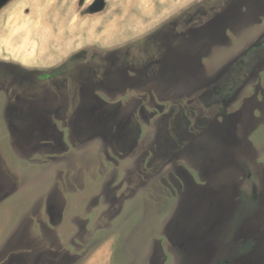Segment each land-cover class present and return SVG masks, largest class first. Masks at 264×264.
I'll return each instance as SVG.
<instances>
[{
  "label": "rangeland",
  "instance_id": "obj_1",
  "mask_svg": "<svg viewBox=\"0 0 264 264\" xmlns=\"http://www.w3.org/2000/svg\"><path fill=\"white\" fill-rule=\"evenodd\" d=\"M172 51L198 72L150 92ZM66 88L63 134L6 109ZM0 264H264V0L0 8Z\"/></svg>",
  "mask_w": 264,
  "mask_h": 264
},
{
  "label": "crops",
  "instance_id": "obj_2",
  "mask_svg": "<svg viewBox=\"0 0 264 264\" xmlns=\"http://www.w3.org/2000/svg\"><path fill=\"white\" fill-rule=\"evenodd\" d=\"M225 22H227V21H225ZM233 22L234 21L232 20L231 25L233 24ZM236 22L238 24H241L240 23L241 20L239 18ZM168 36H169L168 40H169V42H171L170 47H173L172 45L176 46L175 44H172L173 39L175 38V34L172 33V34H169ZM207 38L208 37H206V33H199L197 35H194L192 41H190V40L187 41V44H190V47H191L190 51L183 50L184 51L183 55L185 56L186 53H191L192 51H194L197 48L202 49V47L204 48L206 46V44H208L210 42H212V43L214 42L213 38H211L210 41H206ZM222 41L223 40H221V42ZM185 44H186V42H185ZM177 46H180V45H177ZM203 52H205V51L203 50ZM172 53L177 54V55L176 56H170V55L168 56L167 55L166 58L163 55L161 58H157L156 60L159 63H157V65L154 64V67L155 66H158V67L154 68V70H152V73H150V75H147L148 77L145 78L146 81L144 83L146 85L149 83L151 84V85L149 84L150 85V90H149L150 92H153L154 87H157L156 91L158 93H164L165 90H167L173 84L177 83L180 79L184 78L187 74L194 76L198 72V68L200 65L195 64V63L191 66H188L189 68L186 66L187 68H185V72H183L184 68H182L179 61L176 62L177 56L179 54H182V53L175 52V51H172ZM200 53H202V52H199V54ZM194 58L197 59L196 56H194ZM172 59H173V61H175V63H172V61H169ZM165 61L168 62V65H165ZM63 64L61 63L58 65L61 66ZM58 65L54 66V67H59ZM165 66H168V67L165 68ZM183 66H184V64H183ZM137 72H140V70L138 69ZM150 72H151V70H150ZM84 86L85 85L77 86L78 87L77 90L80 91V95L82 96L80 98L81 104L76 106L79 108L83 107L84 106L83 104H85L84 102L87 101L86 100L87 98L84 96V94L87 93V91L84 89ZM62 88H63V86H62ZM67 88H68V86H67ZM67 88H66L67 91L65 89H62L63 90L62 93L58 94V96H54V94H50V96H48L50 99L47 102L43 100L40 102H36L33 105L23 104V102L15 103V104L10 103L7 105L6 109H12V110L15 109L16 111H14L15 112L14 116L16 117V119L18 118V119H21L22 121H25V119L31 120L30 123H32L33 126L35 125L33 133H35L36 135H47V134L51 133L52 132L51 131L52 126L55 127L54 132H57V134L58 133L63 134L62 131L58 130L56 121L53 120L54 118H58V116H60V115H57V113H55L53 109H61L62 108V109L66 110V109H70L72 107H75L73 104L72 105L70 104L71 103L70 99L72 98V96H74L73 95L74 90L71 89L70 95H68V94L65 95V93H68ZM58 98H61V99H58ZM151 102H153V101H151ZM154 102H155V100H154ZM52 112L55 114V117H53V118H52L53 115L50 117L48 115V114H51ZM29 113H30V115H27ZM22 123H24V122H22ZM44 138H47V137H44ZM62 139H64V138H62Z\"/></svg>",
  "mask_w": 264,
  "mask_h": 264
},
{
  "label": "flooded vegetation",
  "instance_id": "obj_3",
  "mask_svg": "<svg viewBox=\"0 0 264 264\" xmlns=\"http://www.w3.org/2000/svg\"><path fill=\"white\" fill-rule=\"evenodd\" d=\"M7 2H9V0H0V8H2L5 4H7ZM87 86H88V84H86V87Z\"/></svg>",
  "mask_w": 264,
  "mask_h": 264
},
{
  "label": "bare ground",
  "instance_id": "obj_4",
  "mask_svg": "<svg viewBox=\"0 0 264 264\" xmlns=\"http://www.w3.org/2000/svg\"><path fill=\"white\" fill-rule=\"evenodd\" d=\"M17 26H18V25H17ZM54 41L57 42L58 45L61 43V40H60L59 38H56ZM49 47H50V46H49ZM32 52H33V50H32Z\"/></svg>",
  "mask_w": 264,
  "mask_h": 264
}]
</instances>
